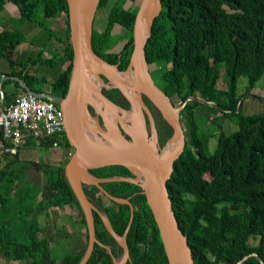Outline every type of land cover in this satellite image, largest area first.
Listing matches in <instances>:
<instances>
[{"label":"trees","instance_id":"1","mask_svg":"<svg viewBox=\"0 0 264 264\" xmlns=\"http://www.w3.org/2000/svg\"><path fill=\"white\" fill-rule=\"evenodd\" d=\"M7 1L14 3L28 23L36 26H42L43 17L54 16L55 8L63 9L66 27L61 36L49 31L62 47L52 49V57L41 63L52 68L54 63L59 66L68 63L63 71L54 74L51 82L53 93L66 95L73 57L67 1L1 0L0 58L7 63L5 67L0 62L3 103L8 106L15 102L19 89L23 88L17 80L4 77L17 76L34 91H38L37 84L47 81L45 75L37 77L35 71H30L32 51L18 53L21 40L5 11ZM107 1L101 0L96 15ZM127 1L113 3L101 30L95 26V15L92 30L94 51L122 71L129 67L133 23L140 0H131L134 5L125 8ZM40 2L42 15H39ZM236 19L240 29L235 35ZM116 24L120 25L119 34L113 33ZM120 40H126L123 48L111 51ZM145 53L152 64L162 63L160 74L155 76L153 72L158 87L172 102L175 97L185 101L180 114L186 147L175 163L168 189L178 223L192 249L194 264H264V111L243 114V97L237 95V81L246 77L244 95L264 100L251 92L264 76V0H160ZM222 69L226 89L218 87ZM103 93L124 109H130V102L118 88L103 89ZM143 99L151 109L161 149L172 137L173 129L152 102L145 96ZM88 109L94 117L97 115L93 106ZM226 118L237 124V130L230 134L223 130ZM211 128L218 131L213 152L208 138L214 135L203 131L209 132ZM129 129L135 131L132 124ZM65 146L72 147L68 139ZM40 166L46 182L40 189L41 200L34 205L23 194L31 186L25 178L29 162L22 161L20 153L0 154V255L7 264L13 261L78 264L89 244L84 211L65 174V165ZM88 173L101 181L100 186L83 181L86 195L98 208L94 211L97 240L86 264H115V259L122 257L123 247L115 234L126 235L129 257L125 264H169L144 190L139 182L132 181L135 174L123 165L91 168ZM207 174L212 177L207 178ZM68 204L79 209L87 235L83 240L72 231L68 234L72 239L69 252L52 256L51 241H56L65 228L57 223V208ZM131 205L134 216L130 222ZM42 211L47 212L45 228L38 223ZM102 215L110 222V229ZM19 225H23L24 235Z\"/></svg>","mask_w":264,"mask_h":264},{"label":"water","instance_id":"2","mask_svg":"<svg viewBox=\"0 0 264 264\" xmlns=\"http://www.w3.org/2000/svg\"><path fill=\"white\" fill-rule=\"evenodd\" d=\"M66 1L68 6L70 43L73 49L72 69L66 95L52 94V96L65 113L67 139L69 144L74 148V153L65 167V174L84 211L88 228V248L78 264H86L97 240L94 211L98 210V208L86 195L83 181L100 186L101 180L88 174V170L110 165H123L135 174V178L132 181L139 182L144 190L147 202L159 228L169 264H194L192 249L186 234L178 223L168 189V180L175 171V163L181 157L186 147L185 128L180 114V108L185 105V101L175 104L158 87L153 78L152 63L148 60L145 53L146 42L150 36V26L153 17L159 9L160 0L139 1L133 23V49L128 69L132 70L139 84L137 90L142 101L138 102L136 106L138 107L140 116L145 122H147L146 116H150V135L155 136L158 141L156 124L151 109L145 103L143 96L152 102L153 106L160 111L163 118L172 127L173 135L171 138H177L174 148L163 158L161 157L162 153L159 154L144 138L134 132L128 131L121 119H119L120 132L117 134L119 139L118 144L97 147L87 139L83 119L78 113V107L82 104L85 111L94 117L88 109L91 102L84 99V94L87 90L98 92L109 105L126 110L106 97L102 89L96 88L89 82L88 76L90 74L97 72L104 81L108 80L111 83V87L118 88L130 102L132 108L133 101L129 95L127 84L120 82L104 71L95 70L96 63L111 69H119L116 64L98 55L92 47L94 18L101 0ZM147 18H150V23L147 32L144 33L142 23ZM7 77L19 81L27 92L37 93L30 89L21 78L17 76ZM94 108L106 126L102 113L96 107ZM165 146L161 148L160 152H163L162 150ZM83 170L88 174L87 176L82 173ZM102 216L105 224L110 229V222L104 215ZM133 216L134 208L131 205L130 222ZM115 236L123 247L120 264H125L129 257L126 235L118 236L115 234Z\"/></svg>","mask_w":264,"mask_h":264},{"label":"rangeland","instance_id":"3","mask_svg":"<svg viewBox=\"0 0 264 264\" xmlns=\"http://www.w3.org/2000/svg\"><path fill=\"white\" fill-rule=\"evenodd\" d=\"M1 1V0H0ZM116 0H108L107 1V5L106 7H104L102 10L98 11L97 15H96V21H95V26L97 29L101 30L103 29L104 25H105V22H106V15H107V12L108 10L111 8V6L113 5V3L115 2ZM7 5H9L10 7L12 6H15L14 3L12 2H6ZM134 3L131 1V0H128L125 4V8H129L130 6H133ZM5 8V7H4ZM43 13V7H42V2H40L39 4V15H42ZM54 15L55 17H57V20H58V17H61V19H63V16H65L66 18V15L63 11L62 8H55L54 9ZM63 22V21H62ZM62 22H61V25H62ZM12 26V24H11ZM10 28V27H9ZM240 29V26H239V21L238 19L235 20L234 22V27H233V32L234 34L236 35L238 33ZM113 33H120V25L119 24H116L114 29H113ZM126 40H120L114 47L111 51H114V52H119L122 48H123V45L125 43ZM0 62L2 63V65L5 67L7 66V63L6 61L3 59V58H0ZM68 63L65 64V66L67 65ZM161 62H156V63H153L152 64V67H153V72H154V75L157 76L160 74V66H161ZM31 65V63H30ZM63 69V65L62 66H59L57 64H53V68H52V72L57 73V71H62ZM221 77L218 81V87L220 89H226L227 88V82H226V76H225V73H224V69H222L221 71ZM48 79L52 82V78L49 74L48 76ZM248 85V79L246 77H241L238 79L237 81V95H240L242 96V100H243V104H242V113L245 114V115H250V114H256V113H261L264 111V100H262L261 98H258V97H254V96H245L244 93H245V90H246V87ZM10 87H12V85H10ZM48 87V90H51L52 91V87L51 85L47 86ZM111 88V83L110 82H107L105 80L104 82V85L102 86V90L103 89H110ZM251 92L253 94H256V95H259L261 96L262 98H264V76L258 81L257 83V86L255 88H253L251 90ZM182 100L179 99L178 97H175L174 98V103L175 104H178L180 103ZM91 106H93V108L95 107L94 104L91 103ZM183 108V106L180 108V111L181 109ZM95 109V108H94ZM132 107H130L129 110H131ZM197 109H199V107H197ZM97 110L100 112V113H103L106 111L104 109H99L97 108ZM128 110V111H129ZM198 113V112H197ZM97 114V113H96ZM201 114V112H200ZM221 114V113H219ZM203 116V114H201ZM99 116L98 114L94 117L97 119V121L99 122L100 126L104 129H106V126L104 125V123L102 122V119L101 117L99 116L100 120L102 123H100L98 117ZM119 117V119L122 118L123 114L121 113L120 115H117ZM213 115L211 114L210 117H212ZM113 118V117H112ZM115 119V118H113ZM146 125H147V129L149 131V133L151 134V120H150V116H146ZM117 122H119V120H117ZM223 130L227 133V134H230L232 133L233 131L237 130V124L236 122L234 121V119H229V118H226L224 121H223ZM203 130V129H202ZM205 134H213L214 136H210L208 138L209 140V145H210V151L213 152L215 147H216V137L217 134H218V131H217V128H211L209 130V132L207 130H203ZM156 139L155 136H152L150 135V143H152L154 140ZM158 143V141H157ZM159 147V146H158ZM160 148V147H159ZM68 150H66L65 148L64 149H53V148H50V147H47L46 149L44 148H39L35 145H27L25 148H22L21 151H20V158L22 159V161H25V162H29L30 164V167L27 169L26 173H25V178H26V181L31 185L29 186L27 189L23 190V194L28 196V198L30 199L31 203L35 205L36 201H39L41 200V187L45 184V175L42 171V168L40 166V164H45V165H59V164H64L65 167L68 163V161L70 160V157L68 156ZM82 173L87 176L88 174L83 170ZM207 178H211L212 175L211 174H207L206 175ZM28 184V185H29ZM37 190H40L39 192H37ZM24 203V202H23ZM25 205V203H24ZM25 206H31V204H27ZM76 210V209H75ZM73 215V218L74 216L76 215V213H72ZM68 218L65 217V221H67ZM74 227H72L73 229ZM18 229L20 230V232L23 233L24 235V230H23V225H19L18 226ZM20 232L18 234H20ZM22 240H24V236L22 237ZM252 243H256L255 240H251ZM51 248H52V256H58L65 253V252H69V247H67L68 249H63V244L59 245L61 247V249L59 248V246L55 243V241H51ZM122 260V257L120 258H116L115 261H116V264H119ZM24 261V260H23ZM73 260L70 258L69 259V263H71ZM22 262V261H21ZM16 262H10V264H15ZM0 264H7V261L5 258H3L1 255H0Z\"/></svg>","mask_w":264,"mask_h":264},{"label":"built area","instance_id":"4","mask_svg":"<svg viewBox=\"0 0 264 264\" xmlns=\"http://www.w3.org/2000/svg\"><path fill=\"white\" fill-rule=\"evenodd\" d=\"M45 93L24 92L15 102L0 112V154H17L27 145L39 148L66 149L68 156L74 148H67L65 113L52 96ZM52 144L48 145V141Z\"/></svg>","mask_w":264,"mask_h":264},{"label":"crops","instance_id":"5","mask_svg":"<svg viewBox=\"0 0 264 264\" xmlns=\"http://www.w3.org/2000/svg\"><path fill=\"white\" fill-rule=\"evenodd\" d=\"M4 7L6 13L10 15L13 31L19 36L21 40L20 45L17 47L18 53L24 50L32 51L34 53V56L31 59V65L29 67L30 71H35L34 74L37 77H42L43 75L46 76L47 79L46 83L37 84L36 89L38 91H34V90L33 91L37 93L50 92L51 90H48L47 87L51 85V81L48 79V76L50 74L51 78L53 79L54 72H52V67H49L48 65H42L41 62L43 59H49L52 57V49L54 50L61 49L62 46L60 42L57 41V39L54 36H51L49 34V31H52L61 36V33L66 27L65 16H63V19H61V17H58V20L57 17H55V15L49 18L43 17L41 20L42 26H36L28 23L27 18L19 12L18 7L16 5L10 7L5 3ZM2 30L3 27L0 26V31ZM65 67L66 66L64 65L62 71L65 69ZM4 78H7V76ZM24 92L27 91L23 88H20L18 95L23 94ZM4 106L5 104L3 103V93L0 92V112L2 111ZM46 148L47 147H44V149ZM57 210L59 213L57 218V223L65 228L61 230V235L57 237L55 243L58 246L63 244V249H68L67 247L72 245V239L68 237V234L71 233L72 231L77 232V234L83 240H85L87 232L84 224L80 222L79 209L73 204H68L61 208H57ZM74 212L76 213V215L73 218L72 213ZM65 217L68 218L67 221H65ZM38 223L41 228H45L47 226L46 211H42L39 214ZM72 227L74 228L72 229ZM59 248L61 249L60 246ZM13 262H16L15 264H18V261H13Z\"/></svg>","mask_w":264,"mask_h":264},{"label":"bare ground","instance_id":"6","mask_svg":"<svg viewBox=\"0 0 264 264\" xmlns=\"http://www.w3.org/2000/svg\"><path fill=\"white\" fill-rule=\"evenodd\" d=\"M149 23L150 18H147L143 21L142 29L144 33L147 32ZM95 70L104 71L110 76L115 77L120 82L127 84L129 89V95L131 96L133 101V108L129 111L116 108L114 106L109 105L104 99H102L98 92L94 90H87L84 94V99L94 104L96 108L104 109L106 111V113L103 112L102 115L107 126L106 129L102 128L98 123L97 119L89 115L81 104L78 107V113L83 119L87 139L89 140V142L97 147H106L108 145L118 144L119 139L117 134L120 132V127L119 122H117V120H119L117 113H122L123 116L121 120L124 122L126 129L132 132L129 129V124H132L135 128L134 133L144 138L159 154L162 153V158L166 157L168 153L174 148L177 142V138H171L168 144L162 150L163 152H160L161 149L158 148V143L156 139L152 143H150V133L147 129L146 122L141 118L138 107L136 106L138 102H141L142 100L137 90L139 84L132 70L127 69L122 71L119 69H111L109 67L97 63L95 64ZM88 80L98 89H102V86L105 82L97 72H93L92 74H90L88 76ZM112 117L115 119H113Z\"/></svg>","mask_w":264,"mask_h":264},{"label":"flooded vegetation","instance_id":"7","mask_svg":"<svg viewBox=\"0 0 264 264\" xmlns=\"http://www.w3.org/2000/svg\"><path fill=\"white\" fill-rule=\"evenodd\" d=\"M54 94H56V93H54ZM118 115H120V114H118Z\"/></svg>","mask_w":264,"mask_h":264}]
</instances>
